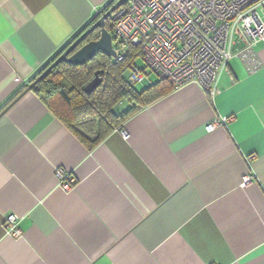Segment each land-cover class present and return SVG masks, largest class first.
Listing matches in <instances>:
<instances>
[{"label":"crops","instance_id":"obj_1","mask_svg":"<svg viewBox=\"0 0 264 264\" xmlns=\"http://www.w3.org/2000/svg\"><path fill=\"white\" fill-rule=\"evenodd\" d=\"M111 1L0 0V264H264V38L256 72L234 57L217 92L175 88L93 150L19 97Z\"/></svg>","mask_w":264,"mask_h":264},{"label":"built area","instance_id":"obj_2","mask_svg":"<svg viewBox=\"0 0 264 264\" xmlns=\"http://www.w3.org/2000/svg\"><path fill=\"white\" fill-rule=\"evenodd\" d=\"M261 9L264 0H129L111 14L110 25L119 43L118 59L132 45L145 61L144 69L130 65L132 84L148 81L150 72L174 88L198 82L217 92L218 78L229 70L232 58H240L250 73L262 67L256 50L264 38ZM57 177L64 189L73 186L65 169L59 168ZM251 178L245 176L243 184ZM17 218L11 214L5 219L10 234L19 235Z\"/></svg>","mask_w":264,"mask_h":264},{"label":"trees","instance_id":"obj_3","mask_svg":"<svg viewBox=\"0 0 264 264\" xmlns=\"http://www.w3.org/2000/svg\"><path fill=\"white\" fill-rule=\"evenodd\" d=\"M117 1L112 0L30 82L46 70ZM106 28L117 42L114 47L119 52V43L110 25V17L106 20ZM100 35L101 29L96 28L83 43L97 40ZM127 50L128 53L122 60L99 51L82 65L61 61L32 89L90 150H93L115 127L122 125L135 114L140 107L151 105L175 89L169 81L159 77L155 83H148L141 90L137 89L135 87L137 84H132L128 77L129 67L139 57V50L132 45L128 46ZM97 71L100 72L102 82L91 94H87L84 87L95 77ZM124 104L128 105L127 109L121 113L117 112L116 108L123 107Z\"/></svg>","mask_w":264,"mask_h":264},{"label":"water","instance_id":"obj_4","mask_svg":"<svg viewBox=\"0 0 264 264\" xmlns=\"http://www.w3.org/2000/svg\"><path fill=\"white\" fill-rule=\"evenodd\" d=\"M129 0H118L105 14H103L81 37H79L64 53H62L46 70H44L34 81L28 83L26 89L19 95L31 91L42 78H44L52 69H54L61 61L71 64L82 65L89 61L97 52L102 51L112 57H117V51L114 47V39L112 33L106 28V20L119 7L126 4ZM96 28L101 29L100 38L87 42L80 48L76 49L84 41V39ZM102 82L100 72L97 71L95 77L84 87L87 94H91ZM18 97V98H19Z\"/></svg>","mask_w":264,"mask_h":264},{"label":"rangeland","instance_id":"obj_5","mask_svg":"<svg viewBox=\"0 0 264 264\" xmlns=\"http://www.w3.org/2000/svg\"><path fill=\"white\" fill-rule=\"evenodd\" d=\"M114 45H117V42L114 41ZM135 64L141 68V69H144L146 64H145V61L143 60V58L141 56H139L138 58L135 59ZM147 73H150V72H147ZM158 80V76L154 73H150L149 76H148V81L152 84V83H155L156 81ZM137 89L141 90L142 88L145 87V84L144 83H140V84H137L135 86ZM128 105L126 106H123V107H120L118 106L116 108V111L121 113L123 111H125L127 109Z\"/></svg>","mask_w":264,"mask_h":264},{"label":"flooded vegetation","instance_id":"obj_6","mask_svg":"<svg viewBox=\"0 0 264 264\" xmlns=\"http://www.w3.org/2000/svg\"><path fill=\"white\" fill-rule=\"evenodd\" d=\"M82 45H84V43H83V42H82V43L80 44V46H78L76 49L80 48Z\"/></svg>","mask_w":264,"mask_h":264}]
</instances>
